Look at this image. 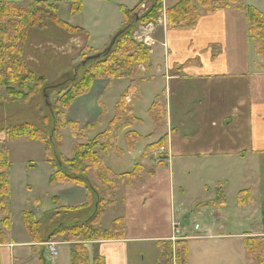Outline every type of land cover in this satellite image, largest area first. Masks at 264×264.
Wrapping results in <instances>:
<instances>
[{"label": "crops", "instance_id": "1", "mask_svg": "<svg viewBox=\"0 0 264 264\" xmlns=\"http://www.w3.org/2000/svg\"><path fill=\"white\" fill-rule=\"evenodd\" d=\"M0 1L27 5L25 0ZM35 1L59 2L60 18L86 31L88 36L71 40L66 49H83L87 44L97 54L106 53L111 39L123 28L125 16L121 6L130 11L143 10L141 0H80L83 11L76 17H64L74 0ZM255 9L264 14V2L261 9ZM88 25L95 29L104 26L105 30L93 31ZM158 30L154 37L153 75L140 86L141 98L130 103L134 115L139 116V104L148 108L159 99L167 105L168 118L161 130L147 133L149 138L138 133V124L147 125L145 119L138 118L140 123L133 130L143 140L140 159H126L125 152L110 158L117 165V171H113L117 175L132 172L137 164L153 174L137 187H121L116 206L104 214V228L109 226L105 227L106 217L114 220L121 216L127 231L124 239L88 245L92 255H103L106 264H146L145 254L154 258L158 245L171 240L174 220L182 224L187 244L219 238L241 243L244 250L247 239L264 240V69L260 68L264 60L259 59L256 43L249 35L247 15L226 9L203 14L192 31ZM151 89L153 94H148ZM107 90L104 84L95 82L92 94L77 98L66 116L81 128L99 124L109 110L100 101ZM128 98V102L132 101V97ZM150 108L145 116L151 120ZM91 114L94 119L89 121ZM165 137L164 149L150 147ZM157 150L168 152L166 157L162 156L164 160L154 159ZM194 174L199 183L192 189L184 178ZM52 187L60 191V200H54L59 206L76 207L88 200L82 186ZM229 200H234L233 207ZM239 200L248 203L239 204ZM201 213H206L211 221L204 229L199 224ZM228 216L252 221L249 220L248 228L244 226L237 232L241 224L234 225L236 231H231L225 227ZM216 222L221 223L218 233ZM12 226L6 232L7 244L0 246V264L50 261L46 245L36 243L26 228L16 229L14 222ZM245 229L247 232H243ZM58 251L57 259L47 264H71L70 247L60 244Z\"/></svg>", "mask_w": 264, "mask_h": 264}, {"label": "trees", "instance_id": "2", "mask_svg": "<svg viewBox=\"0 0 264 264\" xmlns=\"http://www.w3.org/2000/svg\"><path fill=\"white\" fill-rule=\"evenodd\" d=\"M25 1L27 2L26 6L0 1V91L4 90L8 98L15 102L30 101L41 92L43 93L42 86L44 87L46 81L45 78L37 77L35 72L29 68L24 56L23 44L26 36L25 30L28 26L33 24V27L45 28L47 23L51 22L70 34L87 35L85 30L73 27L60 18L59 2ZM243 1L246 0H177L166 9L167 30H194L202 17L201 11L206 15H212L221 10L236 9L247 15L249 35L256 43L259 59L264 60V14L248 7ZM71 3L70 15L72 17L78 16L83 11L82 2L74 0ZM146 4V9L140 13H137L138 8L130 11L121 6L125 22L123 28L113 37L114 43L107 53L101 55L100 60H98L99 58L96 59L98 61H94L85 70L82 79H72L74 82H71L72 84L68 86L67 91H60V98L54 104L48 103L46 110L48 115L44 116L43 127L37 129L32 125L25 124L2 130V132H7L4 144L8 141L24 138L44 145L46 151L44 158L52 172L50 185H79L87 191V204L71 208L64 207L57 210L54 213L55 216H52L53 220L54 218L56 220L59 217L57 212L60 211L69 217V219L65 217L66 219L57 221V226L53 227L52 233H54L53 236L61 238L63 242L65 239L63 236L72 235L73 240H75L73 242L76 243L75 245L72 243L71 246V264H90L89 254L83 246L85 242L124 239L126 231L124 218L120 217L112 222L107 229H103L102 217L109 209L116 206L117 191L121 187H137L153 174L147 172L143 165L137 164L134 171L117 175L105 162L107 157H120L122 155L119 147V136L122 133L125 134L127 148L130 151L134 149L136 141L139 139L136 132L129 131L133 125L140 123V120L134 118L132 103L141 98L139 85L150 79L146 72L151 70L152 65L150 64L148 49L139 43L137 44L133 38V32L138 22L156 23L163 9V1L149 0ZM140 66H143L147 71L142 72ZM260 68L264 69V64ZM96 79H106L109 82L131 79V83L116 104V115L107 129L87 140L84 144L74 142L71 158L60 156L57 152V146H54L52 141L55 135L58 136L56 140L61 141L62 145L64 140L62 132L64 131H69L71 137L75 141H79L87 138V129H95L93 126L82 129L78 124L68 121L66 111L69 110L77 97L89 91ZM130 96L132 97L131 104L127 102V98ZM0 102L8 101L0 96ZM149 114L155 126L154 131L158 132L166 120V104L158 99L152 105ZM48 125L51 130L50 128L48 131L44 130L43 128ZM166 143L167 138L165 137L156 146L150 147L164 149ZM4 144L0 145V244L6 242L5 231L10 228V216L8 215L10 185L7 173L10 163ZM96 193L99 200H94ZM247 201L239 200V204L244 205L248 203ZM92 209H94L93 213L91 212ZM24 215L26 216L29 234L36 243H40L42 241L40 227L44 221L37 220L30 212H26ZM66 220L70 221L68 222L70 228H64L67 225L61 227V224H65ZM51 239H45V241ZM244 245L247 264H264L263 239L249 238L244 242ZM158 249L157 264H189L188 244L186 242H178L174 246L171 242L165 241L158 245ZM105 263L104 258L98 256L94 258V264Z\"/></svg>", "mask_w": 264, "mask_h": 264}, {"label": "rangeland", "instance_id": "3", "mask_svg": "<svg viewBox=\"0 0 264 264\" xmlns=\"http://www.w3.org/2000/svg\"><path fill=\"white\" fill-rule=\"evenodd\" d=\"M51 1H54V0H51ZM144 1L145 3L149 2V0H141V2H144ZM175 1L177 0H163V6L168 8L172 6ZM263 2L264 0L243 1V3H245L247 6L254 8V9L255 8L261 9ZM70 4L72 5V3ZM71 5L69 6V13L66 16L65 14H63L64 17H69ZM164 7L158 17L159 19H157L158 21L159 20L161 21L163 19L162 16L164 15V12H165ZM201 14L203 15L204 12L201 11ZM59 16H61V11H59ZM158 21H156V23L149 22L147 24L138 22L136 24L137 26L135 28V31L133 32L134 40L137 42V44L139 43L145 46L148 49V54L150 55V59H151L150 64L152 65V68H150L151 70H148V71L146 70L147 72L145 71L148 78L152 77L153 70L155 69V59H154L155 50L154 48L156 46V42L153 38L155 37L156 30L158 29V28L156 29V24H159ZM73 24H75V22H73ZM33 26L34 25L31 24L25 30L26 36H25V42L23 44L24 51H25L24 56L26 57L29 68L33 72H35L37 77L45 78L46 81H45L44 87L42 86L43 93L41 92L37 97L31 99L30 101L15 102V101H11V99L8 98L4 90L0 91L1 92L0 96L4 100L8 101L4 103L0 102V145L4 144V142L6 141V134H7V132H2V130H7L9 128H12L15 125H25V124L32 125L33 127L37 129L40 127H43L44 126L43 124L44 116L48 115L47 114L48 111H46L48 103L54 104L55 101L58 98H60V91L61 92L67 91L68 86L72 84L71 82H74L72 81V79H75V78L82 79L85 70L89 68L94 61L100 60L101 55L105 54V53H101V54L94 53L87 46V44L83 49H80V48L78 50L66 49V45L71 40L75 38H81V40H83L85 35L83 36L82 34H70L63 29L58 28L57 25L51 22H48L45 28H38V27H33ZM88 27H90L93 31L95 30L104 31L105 30L104 26H100L99 28H96V29L94 26L88 25ZM43 29L45 30L43 31ZM159 30L162 31L163 33H167L169 31L167 29L164 30L163 28H160ZM114 41L115 39L112 38L109 44V47H107L108 50L110 46H112ZM164 45H162L163 48H164ZM107 48H106V53L108 51ZM87 49L88 51H86ZM157 60L159 59L157 58ZM143 68H144L143 66H140V69H143ZM95 82H98L100 84L102 83L105 85V88H108V90L100 97V101L103 104H105L109 109L107 112L108 114L102 117L101 119H99L98 125H93L95 129L90 128L86 130L87 138L85 140L75 141L71 137L69 131L62 132V135L64 136L62 145H61V141L56 140V138L58 137L57 135H55L54 140H52L51 138V140L53 141V145L57 146L58 148L57 152L60 156H64L65 158H71L72 144L74 142H80L84 144L85 142H87V140L94 138L96 135L101 134L107 129L109 123L112 121V119L116 115L115 106L118 103V101L121 99L120 97L124 94V92L127 89V88L125 89L123 86L125 87L127 85L129 86V84L131 83V79L116 80V81L114 80L112 82L111 81L109 82V80H106V79H103V80L96 79L92 83L89 91L86 94L81 95L79 97L92 94L91 90ZM141 85L142 83L139 85V87ZM145 88H151V87H145ZM151 91L152 92H148V94H153L152 89ZM148 101H149V98L146 99V103H148ZM92 103L93 105L95 104L94 101ZM151 105H148V108L147 106H144L141 108L139 104V109H138L139 116L134 115V118L138 119L140 117V120L145 119V121L147 122V125H140V124L137 125L139 126L138 133L142 136L144 134L147 135V133L149 134V133L154 132L155 126H154L153 120L151 119L152 120L151 122L149 117L145 116V112L151 107ZM90 116L91 118L89 119V121H92L94 119V116L92 114ZM165 118L166 120L164 121V123L167 121V118H168L167 114L165 115ZM67 120L72 122L71 120H69L68 117H67ZM101 123L103 124L100 127ZM135 125H133V127ZM91 126L92 125H90V127ZM133 127L130 128L129 131L136 132L135 130H133ZM49 128L51 130V127L48 125L44 127L43 129L48 131ZM149 137L150 135L149 136L147 135V138ZM139 139H140V136H139ZM139 139H137L136 145L133 151H129L127 148V139L125 137V134L122 133L119 136V142H120L119 146L124 148L122 150L120 147L122 154L125 152L124 157L126 159L136 158V161H137L138 159L141 158L142 152H143L142 151L143 140L141 139L139 140ZM3 146H4L5 151L7 152L9 163H10V166L7 170L8 177H10L9 185H10V190H11L10 200H8V215L9 216L11 215L9 219L10 227H13L12 223L14 222L16 229L21 228V227L23 229L24 228L28 229V226L26 224V216L24 215L26 212L28 213L30 212L31 214H33L37 220H43L44 224L40 227L41 229L40 235H41L42 241L39 244H42V246H45V245L47 246L48 251L50 253L49 262H54L57 259L58 253H59L58 245L60 244L68 245L71 250L72 243H74L75 245L76 242H73L75 240H73L72 235L70 234H66L65 236H63L66 239V240L64 239V242H63L61 238H57L56 236H53L54 233H52L53 227L57 226V221H61V219H66V218L69 219V217L65 216L64 215L65 213L63 212L61 213L60 211H58L57 213L59 214V217L56 218V220L55 218L54 220L52 218V216H55L54 213H56L57 210H60L64 207L65 208H68V207L59 206V204L54 201V200H60L58 197H61V196H60V191L57 188H53L52 185H50V175L52 174V172L50 170L48 163L45 161V158H44L46 155L45 147L40 142L28 141L27 139H24V138H19L18 140L8 141ZM162 154L164 157H166V155H168V152L166 153L162 152ZM59 155L58 157H60ZM110 158L115 159L118 157L112 156V157L105 158L106 164L109 167H111L113 171H117V165H115L114 160ZM154 159H157V158L154 156ZM134 169L132 168L130 171L132 170L134 171ZM196 176L197 175L194 174L189 179L184 178L186 179L184 180V183H189L192 189L196 188L199 183V181H196ZM59 189L61 190V188ZM94 200H99V196L97 193L95 194ZM37 201H39L38 204L35 203ZM185 201L187 203L189 202L192 203L195 200H185ZM87 202L85 204H87ZM234 203H235L234 200H229L230 207H233L235 205ZM83 205H80V206H83ZM198 205H194V207ZM93 211L94 209H92L91 212L93 213ZM201 216L202 217L199 218V221H200L199 224L200 226H202L203 229L207 228L208 223L211 222L210 218L206 213H201ZM120 217L116 216L114 217L115 218L114 220L113 218L111 219L110 216L106 217L104 221L105 227L107 225L112 224V222L116 221ZM249 220L252 221L251 219L244 218V217L241 221H239L237 218L233 220L232 218L228 216V218L225 221L226 222L225 227L227 230L230 229L231 231H236V228L234 227V225L238 226L241 224L240 225L241 228L237 230V232H239L244 226L248 228ZM65 222H66L65 224H61V227H63L64 225H67L64 228H70L68 224V222L70 221L66 220ZM220 225L221 223H217V222L215 223V228H216L217 233H218V230L221 229ZM103 229H107V228L103 227ZM5 232H8V231H5ZM243 232H247V229H245ZM42 233L45 235L43 236ZM7 234L8 233H6V236H5L6 242L3 244H0V246L7 244ZM213 235H217V234H213ZM50 237L51 238L54 237V238L51 239ZM181 237H185V234H183ZM193 238L199 239L200 237H193ZM201 238L206 239L205 236L204 237L201 236ZM45 239H51V240L49 241L47 240L46 242ZM105 242H109V241H105ZM96 243H99V242L83 243V246L87 249V252L89 254V260L92 259V262L90 264H94V258H96L97 256L104 258L102 257L103 255L101 256L100 254H97V256L92 255L93 253L91 252V249L89 248L88 245L89 244L93 245ZM52 245L56 246V251H57L56 256H53L51 254ZM244 250H245V245H244ZM244 250L241 246V243H238V242L236 243L234 240H221L218 238V239H213V240L208 239L204 241H193L190 244L188 243L189 264H247V260L245 259ZM91 255L93 257H91ZM145 255H146L145 257L146 264H151V261H152V264H156V261L159 258V249L158 251L154 253V258L149 253ZM49 262L46 261L45 263L47 264Z\"/></svg>", "mask_w": 264, "mask_h": 264}, {"label": "built area", "instance_id": "4", "mask_svg": "<svg viewBox=\"0 0 264 264\" xmlns=\"http://www.w3.org/2000/svg\"><path fill=\"white\" fill-rule=\"evenodd\" d=\"M158 22H159L160 25H164V26L167 25V21H166L165 16L163 17V19L161 21L159 20ZM161 155H162V151L156 152L157 160H160ZM172 233H173V236H172L171 239H172L173 243H176L177 241L183 239L181 236L184 234V230H183V227L180 224V222L174 220V222L172 223ZM51 254L53 256L57 255L56 246H54V245H52Z\"/></svg>", "mask_w": 264, "mask_h": 264}]
</instances>
